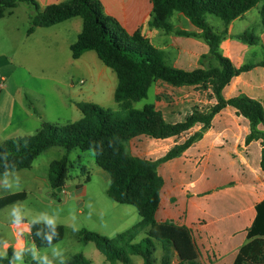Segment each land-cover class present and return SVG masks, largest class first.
I'll use <instances>...</instances> for the list:
<instances>
[{
    "label": "trees",
    "instance_id": "1",
    "mask_svg": "<svg viewBox=\"0 0 264 264\" xmlns=\"http://www.w3.org/2000/svg\"><path fill=\"white\" fill-rule=\"evenodd\" d=\"M153 5L149 25L167 34L196 37L210 47L203 56V68L184 71L167 61V54L157 49L141 31L129 33L114 17L108 15L100 0H66L42 9L37 0H0V19L13 14L21 4L33 8L30 15L31 36L37 28H50L74 18H81L83 26L77 41L71 45L72 57L80 59L94 51L104 65L118 77L114 99L121 111L106 110L91 102H77L83 117L75 122L52 124L44 122L34 135L20 136L0 144V174L31 169L35 160L54 147H63L68 154L73 150L92 151L98 166L109 174V197L121 205L134 206L141 221L133 229L119 235L116 243L96 232L81 231L84 243H94L111 264H131V256H139L143 264H155V254L161 250L159 264H202L201 252L193 232L174 222H161L158 211L164 186L159 174L162 162L179 157L199 137L190 136L161 160L139 158L131 155L128 144L140 136L154 139L182 137L197 124L207 129L214 116L223 108L231 106L245 117L251 125L250 139H264L258 128L264 125V106L247 96L226 100L224 92L232 80L248 72L251 67L237 68L222 51V43L229 37V26L257 8L261 24L249 28L237 36H231L249 46L260 44L257 32L264 30V0H151ZM182 14L201 33H191L177 28L172 19ZM214 16L222 21V29L209 23ZM264 67L263 59L260 63ZM158 81L173 87L202 86L211 89L217 104L207 113L194 110L181 123L167 122L163 113L154 105L136 109L134 103L149 97V92ZM7 154V161L4 159ZM264 170V149L262 151ZM70 160L65 155L50 166V183L54 190L66 185ZM26 192L14 193L0 198V210L24 201ZM257 217L248 231L251 240L241 248L234 264H264V201L257 205ZM24 221L23 223H25ZM31 238L36 247H49L44 236L50 229L44 223H30ZM41 235L37 236V232ZM59 236L53 245L64 237V227L57 225ZM145 237L134 244L140 235ZM13 248L7 256L0 255V264H10ZM66 264H93L83 255H76Z\"/></svg>",
    "mask_w": 264,
    "mask_h": 264
},
{
    "label": "rangeland",
    "instance_id": "2",
    "mask_svg": "<svg viewBox=\"0 0 264 264\" xmlns=\"http://www.w3.org/2000/svg\"><path fill=\"white\" fill-rule=\"evenodd\" d=\"M32 11L31 6L21 4L14 9L13 15L0 19V144L16 137L34 135L42 129L44 122L63 125L80 120L83 115L75 104L77 102H91L106 110L121 111L114 99L119 82L116 73L106 67L94 51L78 60L72 57L71 45L82 30V19L74 18L51 28H37L34 35L28 36ZM250 13L248 18L253 23L257 10ZM187 20L178 15L172 23L179 29H188ZM209 23L215 29L223 28L222 21L214 16L209 17ZM169 90L170 87L164 88L163 85L158 87L162 94ZM175 90L177 94L178 90ZM154 103L153 87L149 97L134 103V107L143 109ZM65 155L70 160L66 185L54 190L50 183V166ZM16 176L20 178L19 186L13 183L11 188H5V175L0 174V195L26 192V200L13 205L21 208L25 213L24 221L28 223L42 212L57 216V225L64 227L65 234L54 245L63 251L65 264L80 254L93 264H111L94 243L81 241L80 232H96L116 243L119 235L141 221L134 206L121 205L109 197V174L98 166L92 151L77 149L68 154L65 148L54 147L39 156L31 169L8 173L9 182ZM13 205L0 210L2 256H5L4 241L14 245L18 240L10 215ZM73 224L78 231H73ZM28 227L21 225L18 230ZM144 237V234L140 235L134 244L140 243ZM22 239L20 237L23 243ZM33 244L27 242L23 264H36L30 251ZM36 248L52 258L50 247ZM161 255L158 250L155 264H159ZM54 264H59V260H54ZM131 264H143V259L131 256Z\"/></svg>",
    "mask_w": 264,
    "mask_h": 264
},
{
    "label": "crops",
    "instance_id": "3",
    "mask_svg": "<svg viewBox=\"0 0 264 264\" xmlns=\"http://www.w3.org/2000/svg\"><path fill=\"white\" fill-rule=\"evenodd\" d=\"M37 1L45 9L66 0ZM100 1L106 13L116 18L129 33L141 31L157 49L166 52L167 61L173 67L184 71L203 68L201 59L210 51L207 43L196 37L167 34L151 28V0ZM255 9L257 18L253 23L258 27L261 16L259 9ZM251 11L231 23L229 37L221 46L223 54L237 68L244 65L251 67L248 72L232 80L224 97L230 100L247 96L264 106V67L260 66L263 59L264 30L259 28L257 34L260 44L256 46L231 38L253 27L248 18ZM178 15L182 14H176L175 17ZM187 21L190 27L182 30L201 33ZM252 57L254 61H250ZM162 85L164 88L170 87L168 93L158 91V87ZM153 87L155 103L152 105L172 124L184 122L194 110L207 113L217 104L210 88L173 87L162 81H158ZM175 89L178 90L177 94ZM258 129L264 133V125ZM196 134L199 137L179 157L166 160L159 166L164 186L158 219L161 222H174L193 232L201 252L202 264H234L241 248L251 241L248 239V231L257 217V205L264 201V170L261 165L264 139H250L249 121L237 109L228 106L214 116L207 129H204L203 124H197L182 137L154 139L140 136L128 144V151L135 157L161 160ZM4 196L7 195H0V198ZM22 225L30 227L28 222ZM15 229L17 235L20 230ZM22 238L26 249L27 242L32 241L31 230H23ZM19 242L20 238L14 245H8L15 249Z\"/></svg>",
    "mask_w": 264,
    "mask_h": 264
},
{
    "label": "clouds",
    "instance_id": "4",
    "mask_svg": "<svg viewBox=\"0 0 264 264\" xmlns=\"http://www.w3.org/2000/svg\"><path fill=\"white\" fill-rule=\"evenodd\" d=\"M5 161H7V154L4 155ZM19 176H16V179L12 181L11 183L8 180V173L7 169L5 171V177H4V186L5 188H11L13 186V183H15L17 186H19ZM91 207V205H89ZM12 217V224L15 228L21 229V225L24 222L25 219V213H22L21 208L17 205H13L11 208ZM73 220H75V217L73 216ZM43 222L47 227L50 229V232L44 236V239L47 241L49 247L51 248V255L52 258H49L48 254L45 252L41 254L33 244L30 248L31 251V257L34 261H36V264H54V260H59V264H65V258L63 251L59 248L58 245H53L52 241L54 238L59 236V233L56 231L57 228V216L55 215H49L47 212H42L38 216L34 217L31 220L32 224ZM73 231H78V227L73 224L72 225ZM28 232H30V227L26 229ZM37 236H40L41 233L38 231ZM23 235V230H20L17 232L18 240ZM9 245L7 241H4V249H5V256H7V249ZM25 247L22 242H20L17 246V248L13 249V255L11 257L10 264H23V256L25 252Z\"/></svg>",
    "mask_w": 264,
    "mask_h": 264
}]
</instances>
